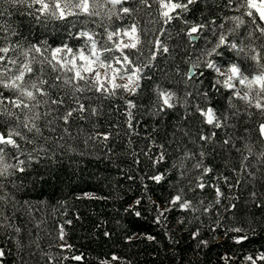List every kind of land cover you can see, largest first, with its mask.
Returning <instances> with one entry per match:
<instances>
[{
	"label": "trees",
	"instance_id": "1",
	"mask_svg": "<svg viewBox=\"0 0 264 264\" xmlns=\"http://www.w3.org/2000/svg\"><path fill=\"white\" fill-rule=\"evenodd\" d=\"M226 3L198 0L182 20L171 24L160 21L155 4L148 9L132 3L127 6L139 11L122 22L113 18L111 27L138 22L142 29L144 45L137 63L147 67L139 87L134 94L118 90L107 98L86 93L91 97L83 100L88 110L74 113L68 124L53 119L75 106L66 101L52 116L37 122L41 135L34 137V144L18 141L25 150L20 156L25 171L0 178V183L9 196L2 210L21 231L0 228V248L6 253L3 264H250L248 256L264 254V164L253 158L242 164L241 154L222 143L231 135L243 149L249 142L244 129L253 127L259 117L242 114L230 118L229 127L213 129L196 111L198 105L211 107L219 115L231 112L229 92L214 87L222 77L206 63L213 62L221 70L232 63H248L227 47L206 54L219 32L231 27L229 23L225 29L210 25L195 41L187 35L191 24L215 20L219 25L225 16L241 14L230 11ZM30 11L0 0V24L14 28L18 35L12 39L20 44L46 41L52 47L67 43L79 48L84 41L73 38L78 30L103 31L91 22L75 28L64 22L38 23ZM251 27L248 24L240 31ZM157 36L169 52H159L153 60L149 41ZM97 39L102 43L105 37ZM193 64L198 66L195 77L189 79ZM158 89L176 93L174 108L158 111ZM52 96L56 98L57 92ZM126 101L135 107L129 109ZM91 108L98 110L96 115ZM213 131L217 135L210 143L199 139ZM252 142L255 154L264 150V145L255 143L254 134ZM198 160L211 172L203 175L197 170ZM155 176L162 179L157 182L152 179ZM201 176L206 184L203 190L196 188ZM216 187L223 196H216ZM177 194L198 210L173 205ZM203 207L210 210L204 212ZM74 256L82 259L74 260Z\"/></svg>",
	"mask_w": 264,
	"mask_h": 264
},
{
	"label": "snow or ice",
	"instance_id": "2",
	"mask_svg": "<svg viewBox=\"0 0 264 264\" xmlns=\"http://www.w3.org/2000/svg\"><path fill=\"white\" fill-rule=\"evenodd\" d=\"M2 2L13 7L24 6L33 10L28 14L38 23L64 22L66 26L75 28L77 24L91 22L103 30L101 33L87 29L78 30L73 38L84 41V45L79 48H73L67 43L52 47L46 41L20 44L19 41L12 39L18 35L17 31L0 24V178L7 179L16 172L25 171V160L20 159L25 150L18 141L34 144V137L41 135L37 122L52 116L65 105L66 101H71L75 106L67 108L62 116L53 117L62 120L64 124L69 123L74 113H84L88 110V106L83 102L84 99H91L86 95L88 92L98 93L105 98L116 96L118 90L130 94L136 92L142 79V70L147 67L145 64L137 63L144 45L142 29L138 22L111 27L113 18L122 22L139 11L138 8L127 6L132 3L148 9L155 4L160 21L163 24H171L173 21L182 20L184 13L191 11L190 6L196 4L198 0H2ZM225 7L241 14L225 16L224 22L219 25L215 20L191 24L187 28V35L191 41H195L210 25L225 29V24L229 23L231 27L226 32H219L214 47L206 54L212 55L217 49L227 47L236 51L248 63L246 65L232 63L224 70L213 62L206 63L208 69H213L222 77L216 80L214 87L218 86L217 90L222 87L229 92L228 106L231 112L219 115L211 107L201 108L198 105L196 111L204 118L203 122L211 125L213 129L229 127V119L242 114L247 115L249 119L259 117V121L253 127L244 129L249 142L244 144L243 149L236 146L231 135L222 143L241 154L242 164L250 158L264 164V150L255 154L253 151L255 144L252 142L254 134L255 143L264 145V0H227ZM184 23L189 24L187 20H184ZM248 24L252 26L251 29L241 32L240 29L247 28ZM69 34L71 35V32ZM100 35L105 37L102 43L97 39ZM160 35H163V29L160 30ZM231 36H236L237 39L232 40ZM149 43L152 45L150 59L154 60L159 52H169V48L159 36ZM113 53L119 55H112ZM197 66L192 65L189 79L195 77L194 70ZM200 75L203 76V72ZM117 80H126V83H117ZM53 91L57 92L56 98L52 96ZM61 92L63 95H60ZM203 95L206 97L207 93ZM176 99L175 92L158 89L157 100L160 105L158 111L174 108ZM237 101L240 102L239 105ZM126 103L129 109L135 107L132 101ZM42 109L44 110L41 111ZM97 111L96 108H91L92 115H96ZM128 117L131 127L130 111ZM48 122L52 123V120ZM216 135L217 133L213 131L210 135H201L199 139L210 143ZM107 138V134H104V139ZM35 150L33 148V151ZM203 155L201 152L200 156ZM194 167L203 175L211 172L210 168L203 166L202 160H198ZM152 179L159 182L162 177L155 176ZM224 179L227 180V177ZM205 187L201 176L196 188L203 190ZM3 189V183H0V228H13L11 217L2 210V206L9 201V196ZM215 191L218 198L223 196L219 187H216ZM139 203L140 201H136V204ZM171 203L178 204L184 210H198L191 200L183 199L181 194L173 197ZM216 203H219V199ZM202 210L208 212L210 209L203 207ZM232 230L241 231L239 228ZM14 231L19 233L21 229L14 227ZM59 238L63 240L62 230ZM5 255V251L0 248V264H3ZM72 259L79 261L82 257L74 256ZM246 259L250 264H257V260L264 261V254L256 258L248 256Z\"/></svg>",
	"mask_w": 264,
	"mask_h": 264
},
{
	"label": "rangeland",
	"instance_id": "3",
	"mask_svg": "<svg viewBox=\"0 0 264 264\" xmlns=\"http://www.w3.org/2000/svg\"><path fill=\"white\" fill-rule=\"evenodd\" d=\"M101 71H103V70H101ZM116 82L123 84V83H126V80H117Z\"/></svg>",
	"mask_w": 264,
	"mask_h": 264
},
{
	"label": "water",
	"instance_id": "4",
	"mask_svg": "<svg viewBox=\"0 0 264 264\" xmlns=\"http://www.w3.org/2000/svg\"><path fill=\"white\" fill-rule=\"evenodd\" d=\"M191 69H192V67H191ZM192 73L191 72H189V75H191Z\"/></svg>",
	"mask_w": 264,
	"mask_h": 264
},
{
	"label": "bare ground",
	"instance_id": "5",
	"mask_svg": "<svg viewBox=\"0 0 264 264\" xmlns=\"http://www.w3.org/2000/svg\"><path fill=\"white\" fill-rule=\"evenodd\" d=\"M191 69V68H190ZM190 72V71H189ZM195 72V71H194Z\"/></svg>",
	"mask_w": 264,
	"mask_h": 264
}]
</instances>
